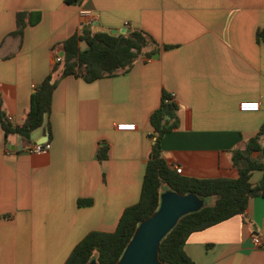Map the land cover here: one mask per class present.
<instances>
[{"label": "crops", "instance_id": "1", "mask_svg": "<svg viewBox=\"0 0 264 264\" xmlns=\"http://www.w3.org/2000/svg\"><path fill=\"white\" fill-rule=\"evenodd\" d=\"M20 12L27 26L15 36ZM82 28L140 29L156 44L125 74L60 78L50 115L28 137L0 126V264H65L89 233L116 230L140 200L150 117L165 94L176 96L179 126L163 136L162 156L185 177L238 178L230 151L264 126V0H0V111L12 125L24 122L60 44ZM243 101L260 110L242 112ZM44 142L48 153L31 151ZM262 178L256 170L250 182ZM184 248L194 264H264V199H250L247 217L193 233Z\"/></svg>", "mask_w": 264, "mask_h": 264}, {"label": "trees", "instance_id": "2", "mask_svg": "<svg viewBox=\"0 0 264 264\" xmlns=\"http://www.w3.org/2000/svg\"><path fill=\"white\" fill-rule=\"evenodd\" d=\"M67 5L77 6L79 0H64ZM26 13L17 15V28L13 33L22 36L27 22ZM264 42V32L259 34ZM84 44V47H81ZM154 39L140 29H133L127 34L112 35L108 32H94L82 28L79 34L73 35L60 44L63 56H58L52 73L35 89L31 96L30 108L24 122L12 125L0 111V126L9 134L23 137L42 127L52 110V98L58 81L68 75H79L87 82L125 74L131 70L143 50ZM155 51H153L154 53ZM151 55V54H149ZM55 75V76H54ZM169 97H162L160 107L150 117L154 129V144L150 152L137 204L126 208L114 232L89 233L76 245L65 264H88L96 260L98 264H116L122 257L140 222L154 213L160 206L161 194L174 191L180 194H194L203 199L205 206L198 212L182 217L177 225L161 242L159 257L164 264H194L185 251L188 238L195 232L203 231L236 215L247 217L248 204L251 198L259 196L264 199V126L254 138L242 147L230 151L231 162L238 170L236 179L229 178H194L185 177L168 167L162 156L161 141L165 134L179 126L178 106L176 102L165 103ZM106 148L100 149L99 160L107 159ZM260 157L252 158L253 153ZM263 172V178L253 185L250 182L253 171ZM165 188V189H162ZM208 198H214L212 205L206 204ZM91 201H79V204Z\"/></svg>", "mask_w": 264, "mask_h": 264}, {"label": "water", "instance_id": "3", "mask_svg": "<svg viewBox=\"0 0 264 264\" xmlns=\"http://www.w3.org/2000/svg\"><path fill=\"white\" fill-rule=\"evenodd\" d=\"M130 32L131 29L122 33ZM111 34L117 35L118 32L112 31ZM155 57H158V54ZM204 206V200L194 194L163 192L159 208L140 222L116 264H164L159 257L162 240L182 217L198 212ZM88 264L98 263L92 260Z\"/></svg>", "mask_w": 264, "mask_h": 264}, {"label": "built area", "instance_id": "4", "mask_svg": "<svg viewBox=\"0 0 264 264\" xmlns=\"http://www.w3.org/2000/svg\"><path fill=\"white\" fill-rule=\"evenodd\" d=\"M82 13H88V12H82ZM93 18L90 17L88 18V24L92 25L93 23ZM58 60H60V58L58 57ZM165 103H172V102H176V96L175 94H170L169 97H167L164 100ZM240 110L242 112H256L258 110H260V102L258 101H243L240 103ZM9 120L11 121L12 118L9 117ZM134 126L133 125H128V124H119L117 125V129L118 130H130L133 129ZM51 149V144L48 142H44L41 144H35L32 146L31 151L35 154H46L50 151ZM175 171L180 174L182 172L181 168H176ZM253 242L257 245L260 244V240L257 237L253 238Z\"/></svg>", "mask_w": 264, "mask_h": 264}, {"label": "rangeland", "instance_id": "5", "mask_svg": "<svg viewBox=\"0 0 264 264\" xmlns=\"http://www.w3.org/2000/svg\"><path fill=\"white\" fill-rule=\"evenodd\" d=\"M162 189H165V188H162ZM213 203H214V198H208L206 200V204H208V205H212Z\"/></svg>", "mask_w": 264, "mask_h": 264}]
</instances>
